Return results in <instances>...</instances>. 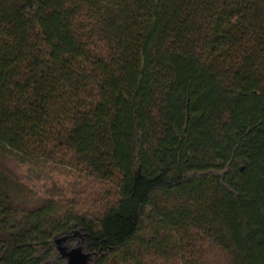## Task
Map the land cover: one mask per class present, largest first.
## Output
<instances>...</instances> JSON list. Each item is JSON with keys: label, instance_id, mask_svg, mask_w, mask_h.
Here are the masks:
<instances>
[{"label": "trees", "instance_id": "1", "mask_svg": "<svg viewBox=\"0 0 264 264\" xmlns=\"http://www.w3.org/2000/svg\"><path fill=\"white\" fill-rule=\"evenodd\" d=\"M116 198L17 206L0 264H264V0H0V158Z\"/></svg>", "mask_w": 264, "mask_h": 264}, {"label": "rangeland", "instance_id": "2", "mask_svg": "<svg viewBox=\"0 0 264 264\" xmlns=\"http://www.w3.org/2000/svg\"><path fill=\"white\" fill-rule=\"evenodd\" d=\"M0 170L13 180L15 203L22 208L40 207L53 200L68 209L72 207L76 213L97 215L116 198L111 185L94 187L90 192L72 170L23 164L15 154L0 158ZM62 247L70 256L78 251L86 254L84 249L73 250L76 246L70 242H64Z\"/></svg>", "mask_w": 264, "mask_h": 264}, {"label": "water", "instance_id": "3", "mask_svg": "<svg viewBox=\"0 0 264 264\" xmlns=\"http://www.w3.org/2000/svg\"><path fill=\"white\" fill-rule=\"evenodd\" d=\"M69 264H84L87 260V255L78 251L75 255H69Z\"/></svg>", "mask_w": 264, "mask_h": 264}]
</instances>
